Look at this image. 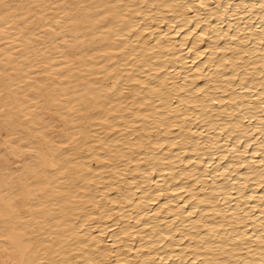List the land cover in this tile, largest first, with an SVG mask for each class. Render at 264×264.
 Here are the masks:
<instances>
[{"label":"bare ground","instance_id":"1","mask_svg":"<svg viewBox=\"0 0 264 264\" xmlns=\"http://www.w3.org/2000/svg\"><path fill=\"white\" fill-rule=\"evenodd\" d=\"M0 126V264H264V0H0Z\"/></svg>","mask_w":264,"mask_h":264},{"label":"rangeland","instance_id":"2","mask_svg":"<svg viewBox=\"0 0 264 264\" xmlns=\"http://www.w3.org/2000/svg\"><path fill=\"white\" fill-rule=\"evenodd\" d=\"M1 127V126H0ZM3 130V131H2ZM2 130H1V128H0V135L2 136L3 135V132H4V129L2 128ZM1 136H0V139H1ZM4 146H1V144H0V152L1 151H3V150H1V148H3ZM0 157H2V156H0Z\"/></svg>","mask_w":264,"mask_h":264}]
</instances>
